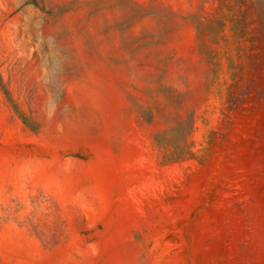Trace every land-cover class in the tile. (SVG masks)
Returning <instances> with one entry per match:
<instances>
[{
  "label": "rangeland",
  "instance_id": "obj_1",
  "mask_svg": "<svg viewBox=\"0 0 264 264\" xmlns=\"http://www.w3.org/2000/svg\"><path fill=\"white\" fill-rule=\"evenodd\" d=\"M0 264H264V0H0Z\"/></svg>",
  "mask_w": 264,
  "mask_h": 264
}]
</instances>
